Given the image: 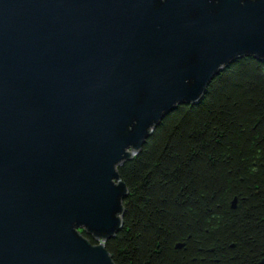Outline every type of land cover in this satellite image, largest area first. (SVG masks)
I'll return each mask as SVG.
<instances>
[{"label":"water","instance_id":"water-1","mask_svg":"<svg viewBox=\"0 0 264 264\" xmlns=\"http://www.w3.org/2000/svg\"><path fill=\"white\" fill-rule=\"evenodd\" d=\"M246 57L264 0H0V264H114L117 168Z\"/></svg>","mask_w":264,"mask_h":264},{"label":"trees","instance_id":"trees-1","mask_svg":"<svg viewBox=\"0 0 264 264\" xmlns=\"http://www.w3.org/2000/svg\"><path fill=\"white\" fill-rule=\"evenodd\" d=\"M117 172L128 195L105 244L114 264H264V64L224 69Z\"/></svg>","mask_w":264,"mask_h":264}]
</instances>
